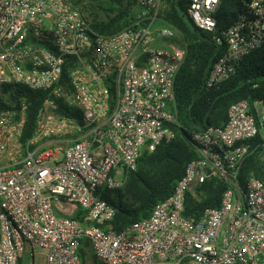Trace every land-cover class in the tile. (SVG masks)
Listing matches in <instances>:
<instances>
[{"label":"built area","instance_id":"1","mask_svg":"<svg viewBox=\"0 0 264 264\" xmlns=\"http://www.w3.org/2000/svg\"><path fill=\"white\" fill-rule=\"evenodd\" d=\"M183 1L194 25L215 33L222 0ZM137 8L125 30L105 36L70 0H0V101L8 106L0 109V264H19L27 246L46 264H84V242L101 264H264V180L251 175L240 186L246 159L264 162L263 129L247 100L231 106L223 127L191 134L198 158L171 197L148 219L113 230L116 211L97 193L123 188L146 152L175 139V82L187 54L165 20L167 0H137ZM213 40L223 51L206 88L263 47L264 0H249ZM19 87L48 93L26 144L28 104L9 93ZM254 108L264 126V103ZM212 178L227 185L221 206L186 218L187 195Z\"/></svg>","mask_w":264,"mask_h":264},{"label":"trees","instance_id":"2","mask_svg":"<svg viewBox=\"0 0 264 264\" xmlns=\"http://www.w3.org/2000/svg\"><path fill=\"white\" fill-rule=\"evenodd\" d=\"M88 17L95 32L109 36L125 30L138 13L137 0H70ZM165 11L167 24L175 27L186 42V58L175 82V104L177 124L172 126L176 136L169 143H161L154 152H146L139 161L138 170L128 174L123 188H101L98 196L116 211L111 222L113 230L120 234L134 224L148 219L154 207L171 197L178 182L185 176L188 165L198 158L191 142V134L210 126L223 127L229 119L232 105L247 100L252 104L251 112L262 129L255 102L264 103V45L250 53L237 67L236 74L222 84L206 88L208 72L222 49L213 40V35L230 28L248 9L249 0H222L217 13L215 33L198 29L187 14L183 0H167ZM67 73V72H66ZM6 92L7 89H6ZM12 101L19 100L21 93L28 104L26 125L22 143L34 136L38 112L48 93L31 91L23 87L9 90ZM8 106L0 101V109ZM60 113L80 118L79 112L60 105ZM261 143L259 134L254 140ZM264 180V162L259 155H251L243 164L240 186L244 188L249 176ZM227 185L212 178L186 197L184 216L201 219L206 210L219 208ZM83 211L74 216L81 219ZM89 243L84 242L80 255L84 264L89 259ZM92 264H101L91 252ZM19 264H22V260Z\"/></svg>","mask_w":264,"mask_h":264},{"label":"rangeland","instance_id":"3","mask_svg":"<svg viewBox=\"0 0 264 264\" xmlns=\"http://www.w3.org/2000/svg\"><path fill=\"white\" fill-rule=\"evenodd\" d=\"M262 129H263L262 135L264 136V128H262ZM88 251L90 253L89 259H88V264H92L93 261L91 259L90 248L88 249ZM22 264H46L45 254L43 252H41L40 250H37L34 259H32L31 254H30V248L27 246L26 252H25L23 259H22Z\"/></svg>","mask_w":264,"mask_h":264},{"label":"crops","instance_id":"4","mask_svg":"<svg viewBox=\"0 0 264 264\" xmlns=\"http://www.w3.org/2000/svg\"><path fill=\"white\" fill-rule=\"evenodd\" d=\"M259 116H260V115H259ZM262 127H264V126H262ZM69 209H72V211L74 210V212L77 213V211H76L73 207H71V208H69Z\"/></svg>","mask_w":264,"mask_h":264}]
</instances>
